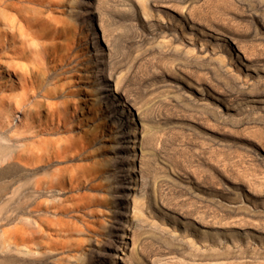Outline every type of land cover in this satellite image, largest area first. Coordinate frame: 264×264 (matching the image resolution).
<instances>
[{"label":"rangeland","instance_id":"1","mask_svg":"<svg viewBox=\"0 0 264 264\" xmlns=\"http://www.w3.org/2000/svg\"><path fill=\"white\" fill-rule=\"evenodd\" d=\"M0 144V264H264V0H0Z\"/></svg>","mask_w":264,"mask_h":264},{"label":"bare ground","instance_id":"2","mask_svg":"<svg viewBox=\"0 0 264 264\" xmlns=\"http://www.w3.org/2000/svg\"><path fill=\"white\" fill-rule=\"evenodd\" d=\"M83 1V0H82ZM83 3V2H82ZM81 3V4H82ZM89 5V4H88ZM82 13V12H81ZM80 13V14H81ZM84 13V12H83ZM28 22V21H27ZM26 22V23H27ZM15 24V23H13ZM28 24V23H27ZM7 25V24H5ZM8 26L10 27H13L12 26V22L10 24H8ZM4 38H6V36H10V39H12V33H8L7 31H5V33L3 34ZM101 51H103L101 49ZM94 52H95V56H97V59L100 58L101 61L100 62H97L96 65L91 69V70H94V88H95V92H96V100L95 102H101L103 101L102 99H107V95H104L102 96V93H110V92H113L111 89H110V85L108 84V80L105 79L104 75H105V71H106V67L104 65H102L101 63H105L103 60L102 57L98 56V48L95 46L94 48ZM90 55V54H89ZM220 68V67H219ZM222 68V67H221ZM220 68V69H221ZM81 69V68H80ZM84 69V68H82ZM85 72H88L90 71V68L84 70ZM101 76V77H99ZM118 88L117 84H116V89ZM121 88V87H120ZM118 90V89H117ZM116 91H114L115 93ZM81 93H84L85 95L81 96V101H87L86 100V97L89 96L87 95L86 93H89L87 91V89L84 87V89L81 91ZM88 98V97H87ZM120 106V105H119ZM7 112H9V110H7ZM6 112V113H7ZM8 114V113H7ZM134 135L131 134V136ZM133 142V141H132ZM1 149H5L4 146H2L0 144V150ZM19 157V156H18ZM134 157V155H132V158ZM112 160V158H108V162L110 163V161ZM114 162V161H113ZM135 171V170H134ZM136 181H132V182H129L128 184H131L133 186V188L131 189H136L137 187V184L135 183ZM139 186L137 187V189L139 190ZM119 190L116 191V195L115 196V200L113 201L114 205L116 208H123V209H127L128 210V200H126V196L128 197L129 194L125 193L126 191L130 190V188H126V187H123L122 185L120 186V188H118ZM127 194V195H126ZM17 197L18 195L15 193L12 194L11 198L9 199V201L11 202L10 204H13L16 202L17 200ZM131 197V196H130ZM133 197V196H132ZM128 199V198H127ZM134 202V207L135 208V200H133ZM124 212H127V211H124ZM13 215H14V211H12ZM115 216H123V214H118V213H114ZM116 223L119 225V221L117 220ZM33 225V227L35 226L36 228L38 227V225L36 224L35 221H32L31 223ZM32 225H28L27 228H28V231L24 230L23 228H21V231H23L22 233V236L20 234V239H17V238H13L14 241H17V240H20L22 243H25L29 240H33L34 239V235L36 233V231L34 229H32ZM116 228V227H115ZM116 229H121L124 230L122 234H125L126 232V229L124 228H120V225H119V228H116ZM112 233V230L109 231L108 233ZM104 249H106V258H108L110 260V264H115L116 261H115V257L118 255V252L120 251L119 248L115 247L113 244H103L102 245ZM93 249L90 250V253H89V257L87 259V264H104V258L99 255H93V252L92 251ZM34 256V255H32ZM73 258L75 259V263L77 262H80L81 264H84V262H81V258H82V254L80 253V256H73ZM11 261L9 262V264H48V262L51 261V255H46V253H42L39 257H32L31 259H26V258H23V259H20V261H17V260H14V259H10ZM51 263V262H50Z\"/></svg>","mask_w":264,"mask_h":264}]
</instances>
